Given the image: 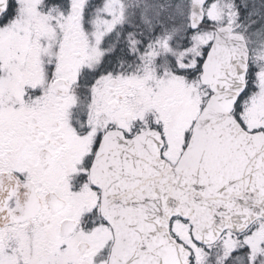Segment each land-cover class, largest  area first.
<instances>
[{
	"label": "snow or ice",
	"instance_id": "obj_1",
	"mask_svg": "<svg viewBox=\"0 0 264 264\" xmlns=\"http://www.w3.org/2000/svg\"><path fill=\"white\" fill-rule=\"evenodd\" d=\"M0 264H264V0H0Z\"/></svg>",
	"mask_w": 264,
	"mask_h": 264
}]
</instances>
